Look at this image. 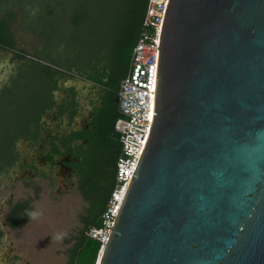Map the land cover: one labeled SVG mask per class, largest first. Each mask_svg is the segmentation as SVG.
<instances>
[{"label":"water","instance_id":"obj_1","mask_svg":"<svg viewBox=\"0 0 264 264\" xmlns=\"http://www.w3.org/2000/svg\"><path fill=\"white\" fill-rule=\"evenodd\" d=\"M99 253L264 264V0H168L153 120Z\"/></svg>","mask_w":264,"mask_h":264},{"label":"flooded vegetation","instance_id":"obj_2","mask_svg":"<svg viewBox=\"0 0 264 264\" xmlns=\"http://www.w3.org/2000/svg\"><path fill=\"white\" fill-rule=\"evenodd\" d=\"M50 68L47 90L31 59L0 57V190L8 189L0 196V264H30L15 252L9 236L10 229L19 228L15 224L25 206H31L28 199L14 200L18 182L40 178L56 195L76 188L85 196L86 183L94 184L97 174L79 168L104 164L117 148H95L106 102L104 84L73 67ZM87 202L89 208L91 200Z\"/></svg>","mask_w":264,"mask_h":264},{"label":"trees","instance_id":"obj_3","mask_svg":"<svg viewBox=\"0 0 264 264\" xmlns=\"http://www.w3.org/2000/svg\"><path fill=\"white\" fill-rule=\"evenodd\" d=\"M3 1L0 0V8L4 12V17L0 19V49H15V41L10 28L11 21L17 16L13 10L15 5L23 9L25 16L31 22L35 19L42 21L46 16H50L52 9L55 8L63 11L72 10L73 12L67 15V21L76 28L82 19L80 14H85L88 26L91 27L81 30L84 33L81 44L74 43L72 46L59 44L56 54L64 56V60L59 62L60 66L73 67L87 79L104 84L106 102L95 132V148L100 146L105 152H109L110 147L116 148L117 146L113 157H109L104 164L96 161L91 162L84 170L82 167L79 168V171L95 172L97 177L93 189L84 188L85 195L91 200V204L86 214L81 216L83 226L69 254V260L65 264H95L100 242L88 237L85 232L89 226L99 227L101 225V215L107 208L108 200L117 184L116 161L121 152L120 142L114 129V122L119 115L117 89L120 79L127 73L132 48L143 30L142 21L147 0H119L118 4L115 0L113 5L115 13L109 15L112 27L106 29L104 44L98 42L103 35L102 32L93 28V25L101 23L103 13L100 11L104 12L108 9L107 7L112 4L113 0H6V3ZM91 11L94 15L98 11L100 14L93 16ZM72 39L78 40L75 36ZM15 55L25 58V53L19 49L16 50ZM32 63L35 65L34 74L45 84L46 89L50 90V66L42 65L34 60ZM101 77H106V81L103 82ZM100 139L103 140V144H100ZM9 149H11L10 144L8 151ZM24 211L25 213L15 226L21 227L26 223L31 213V206H25Z\"/></svg>","mask_w":264,"mask_h":264},{"label":"rangeland","instance_id":"obj_4","mask_svg":"<svg viewBox=\"0 0 264 264\" xmlns=\"http://www.w3.org/2000/svg\"><path fill=\"white\" fill-rule=\"evenodd\" d=\"M5 1L3 3H6ZM118 1L116 0V4ZM114 3L115 0L104 12L100 11L103 13L101 23L93 25V28L103 34L99 43H105L106 29L112 27L109 15L115 13ZM13 10L17 16L11 21L10 28L15 49L0 50V57L14 56L19 49L25 53L26 58L53 67L64 60V56L56 54L57 45L81 44L84 39L81 30L91 28L85 14H80L82 19L78 28L68 23L67 15H70L72 10L54 8L50 16H46L42 21L35 19L32 22L18 5H15ZM91 14L96 16L92 11ZM3 17L4 12L0 8V19ZM74 36L79 41H74ZM85 189H93V184L86 183ZM7 191L8 189L0 190V196L6 195ZM85 196L76 188L56 195L52 186L44 184L40 178L27 183L18 182L14 200L28 199L31 202V213L24 225L9 231L15 252L30 264H65L83 226L81 216L85 215L88 208V196ZM32 213H36L35 217Z\"/></svg>","mask_w":264,"mask_h":264},{"label":"built area","instance_id":"obj_5","mask_svg":"<svg viewBox=\"0 0 264 264\" xmlns=\"http://www.w3.org/2000/svg\"><path fill=\"white\" fill-rule=\"evenodd\" d=\"M168 0H147L143 30L132 48L126 75L120 79L118 117L114 122L121 146L116 165V187L101 215L99 227L89 226L85 234L100 242L108 240L126 188L137 167L153 120L159 41Z\"/></svg>","mask_w":264,"mask_h":264},{"label":"bare ground","instance_id":"obj_6","mask_svg":"<svg viewBox=\"0 0 264 264\" xmlns=\"http://www.w3.org/2000/svg\"><path fill=\"white\" fill-rule=\"evenodd\" d=\"M99 257H100V253H99V256H98L97 264H98V263H99V261H100V260H99Z\"/></svg>","mask_w":264,"mask_h":264},{"label":"clouds","instance_id":"obj_7","mask_svg":"<svg viewBox=\"0 0 264 264\" xmlns=\"http://www.w3.org/2000/svg\"><path fill=\"white\" fill-rule=\"evenodd\" d=\"M36 213H32V216L35 217Z\"/></svg>","mask_w":264,"mask_h":264}]
</instances>
